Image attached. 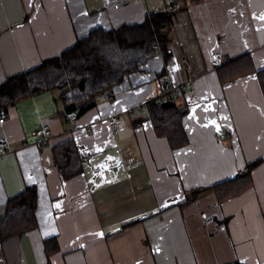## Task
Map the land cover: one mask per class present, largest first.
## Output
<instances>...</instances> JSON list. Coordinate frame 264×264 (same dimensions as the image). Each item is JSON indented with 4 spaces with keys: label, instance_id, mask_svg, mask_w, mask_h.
<instances>
[{
    "label": "crops",
    "instance_id": "1",
    "mask_svg": "<svg viewBox=\"0 0 264 264\" xmlns=\"http://www.w3.org/2000/svg\"><path fill=\"white\" fill-rule=\"evenodd\" d=\"M172 1L0 0V83L96 27L141 23ZM261 16L264 0H201L175 17L169 60L149 58L111 89L114 98L97 96L76 120L59 91L11 106L0 125V140L11 148L0 149V217L10 198L35 186L38 226L0 242V264H264ZM215 52L224 63L249 56L250 70L228 79L229 69L214 64ZM163 68L173 83H191L175 96L188 107L189 142L177 148L146 111L134 109L163 94ZM44 123L51 134L40 145L35 130ZM68 139L77 143L84 169L65 180L53 148ZM258 158L242 193L218 202L209 190L181 206L186 192L243 174ZM51 237L58 249L47 252Z\"/></svg>",
    "mask_w": 264,
    "mask_h": 264
},
{
    "label": "trees",
    "instance_id": "2",
    "mask_svg": "<svg viewBox=\"0 0 264 264\" xmlns=\"http://www.w3.org/2000/svg\"><path fill=\"white\" fill-rule=\"evenodd\" d=\"M200 1L173 0L166 8L149 14L141 23L124 24L111 29L96 27L90 30L87 36L79 38L71 48L61 54L45 58L29 70L7 76L0 83V110L8 111L18 101L28 97L47 91H59L57 98L62 100L69 112L76 111L79 116L90 107L91 101L97 96L121 83L127 74L140 70L149 58L157 54L156 45L161 48L165 59L169 60V33L175 17ZM247 60L249 56L247 59L234 58L219 66V69H229L227 78L234 79L250 70L247 68ZM165 76L166 71L163 68L158 77ZM259 80L264 90V69L259 71ZM175 96L173 101L162 104H159L157 97L147 101V117L152 121L156 132L165 136L171 146L177 148L189 142L183 126V117L187 114L188 107L178 104ZM53 150L56 167L63 179L68 180L83 172V156L73 139L59 143ZM262 161L263 158H258L249 162L247 171L243 174L186 192L181 206L197 200L202 193L209 190L216 193L218 202L242 193L251 186V172ZM37 202L35 186H27L20 194L7 201L5 213L0 217L1 243L11 236L21 235L38 226ZM45 241L47 252L58 249L56 237ZM229 264L245 263L234 261Z\"/></svg>",
    "mask_w": 264,
    "mask_h": 264
},
{
    "label": "built area",
    "instance_id": "3",
    "mask_svg": "<svg viewBox=\"0 0 264 264\" xmlns=\"http://www.w3.org/2000/svg\"><path fill=\"white\" fill-rule=\"evenodd\" d=\"M115 6L118 7V3L115 4ZM156 47H157V53L163 54L161 48L158 45H156ZM212 59L214 61L215 66H222L224 64V60L220 53H216V52L213 53ZM190 86H191L190 82L175 84L171 81L170 77L166 75L164 77V92L162 95L157 97L159 104L173 101L175 95L184 93L185 90H187V88H189ZM114 95L115 93L112 90L108 91L107 93V96L109 98H114ZM134 109L135 110L142 109L147 112L148 111L147 102L136 105ZM7 117H8V111L0 110V125H3L5 123ZM68 117L72 120H76L78 118V114L76 111L69 112ZM111 123L114 124L115 126L119 125V122L116 118H112ZM50 134H51L50 125L48 123L42 124L39 128L35 130L37 143L40 145L45 144L49 140ZM0 149L1 152H6L11 150L9 141L7 139L4 138L0 140Z\"/></svg>",
    "mask_w": 264,
    "mask_h": 264
},
{
    "label": "snow or ice",
    "instance_id": "4",
    "mask_svg": "<svg viewBox=\"0 0 264 264\" xmlns=\"http://www.w3.org/2000/svg\"><path fill=\"white\" fill-rule=\"evenodd\" d=\"M260 19L264 20V16H261ZM217 127H218V126H217ZM109 159H111V158H109Z\"/></svg>",
    "mask_w": 264,
    "mask_h": 264
}]
</instances>
